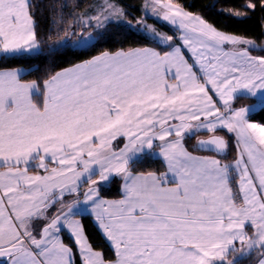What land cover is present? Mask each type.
I'll list each match as a JSON object with an SVG mask.
<instances>
[{
	"label": "snow or ice",
	"instance_id": "snow-or-ice-1",
	"mask_svg": "<svg viewBox=\"0 0 264 264\" xmlns=\"http://www.w3.org/2000/svg\"><path fill=\"white\" fill-rule=\"evenodd\" d=\"M31 8V0H0V56L83 54L111 25L134 27L122 7L102 0L94 14L61 10L41 37ZM144 10L180 33L136 20L171 50H103L41 82L25 80L31 72L22 68L0 70V257L9 264H73L76 256L79 264H242L255 253L264 264V124L249 119L264 109V55L174 0H145ZM245 98L257 103L235 106ZM201 131L209 136L197 147L217 154L229 147L218 133L230 134L235 160L188 151L186 138ZM146 156L162 158L165 170L135 171ZM116 179L121 198H103L101 187ZM65 193L76 199L64 203ZM84 212L95 215L114 259L88 242L75 219Z\"/></svg>",
	"mask_w": 264,
	"mask_h": 264
},
{
	"label": "trees",
	"instance_id": "trees-1",
	"mask_svg": "<svg viewBox=\"0 0 264 264\" xmlns=\"http://www.w3.org/2000/svg\"><path fill=\"white\" fill-rule=\"evenodd\" d=\"M99 0H31L32 8L30 11L34 14V18L38 25V32L41 37H44L50 29L56 25L54 20H58V12L63 10V14H67L71 11L76 12H89L92 11L93 6L97 4ZM116 4L118 7H122L125 11L126 19L131 21L134 25L136 20H139L143 16L144 0H109ZM174 2L180 3L187 11L194 13L205 19L208 23L215 26L218 30L227 34L240 36L255 42L256 45L261 46L264 43V7L261 6L262 0H252L256 3L255 9H248L244 7L249 0H174ZM65 5L69 7L64 8ZM240 11L246 13V15L235 16L231 13ZM158 30L165 32L168 35H177V30L166 23H160L154 19H148ZM69 22H71L69 20ZM153 47L158 51H169L170 48L166 45H161L155 40L147 37L142 32L138 31L135 27L129 28L127 25H111L103 38L99 40L96 47L91 48L87 52L81 54V50L78 49H65L60 52L49 55L47 48H45V54L41 56H18V57H1L0 58V70L2 69H14L25 68L31 72L30 75H25V80H36L41 82L47 78V74L50 71H58L61 68L68 67L73 63L79 62L81 59L89 58L92 55L98 54L103 50L115 51L119 48H142ZM252 55L260 56L264 55V52L259 50L250 49ZM39 100V97H36ZM254 99H240L236 102V107H247L254 104ZM249 119L251 122L264 124V109L255 111L254 114H250ZM225 137L229 142L227 152L223 156H219L215 153L198 150L192 147L198 137L209 136L207 133H199L195 138L185 140V146L188 151L201 155L213 156L220 159L223 163H232L236 158L235 140L230 134L224 131L218 133ZM135 171H164L165 164L154 156H146L135 166ZM235 177V173H233ZM121 185L122 182L116 179L114 182H108L101 187V196L106 199H118L121 197ZM88 187L84 184L81 192L85 191ZM234 191L236 190L235 184H233ZM84 232L92 245L93 249L104 253L106 259H114L115 254L110 248L106 240L103 238L96 225L93 222L91 216L84 215L80 217ZM250 230L247 228V231ZM63 242L73 249L74 253H77L75 243L71 237L63 231L61 233ZM259 261V253H255L253 256L242 261V264H257ZM1 264H6L5 262ZM74 264H79V257H74Z\"/></svg>",
	"mask_w": 264,
	"mask_h": 264
},
{
	"label": "crops",
	"instance_id": "crops-1",
	"mask_svg": "<svg viewBox=\"0 0 264 264\" xmlns=\"http://www.w3.org/2000/svg\"><path fill=\"white\" fill-rule=\"evenodd\" d=\"M164 23H166V24H168L167 22H165L164 21ZM168 25H170V24H168ZM171 27H173V28H175L174 26H172V25H170ZM156 28V27H155ZM157 29V28H156ZM176 29V28H175ZM158 31H160V30H158ZM161 33H163L164 35H168V34H166L165 32H162V31H160ZM180 33L177 31V35H179ZM147 48H153V47H147ZM157 50V49H156ZM171 50V49H170ZM158 51V50H157ZM1 57H3V56H0V58ZM189 62L191 63L192 61L191 60H189ZM22 69H25V68H22ZM2 70H5V71H7V70H12V69H2ZM25 70H27V69H25ZM27 71H29V70H27ZM170 82H174V81H171L170 80ZM214 99H216V97H214ZM257 102V101H256ZM217 106L219 107L220 106V103L218 102L217 103ZM248 107H251V106H248ZM223 110V109H222ZM200 133H206V132H203V131H201ZM113 146L114 147H117V146H122V143H121V140H117V141H114L113 142ZM157 151H158V149H157ZM193 155H195V156H208V157H213V156H209V155H201V154H196V153H192ZM155 158H159V159H161L162 160V158H160V157H156V156H154ZM215 158V157H214ZM217 159V158H216ZM163 161V160H162ZM36 163H38V162H36ZM46 163H47V161H46ZM223 163V162H222ZM52 166H54V165H49V167H52ZM3 169H0V171H2ZM30 174H39V175H44L45 174V172H44V170L43 169H39V168H30ZM121 189H122V185H121ZM82 190V188L80 189V191ZM87 190V188L85 189V191ZM121 193H122V191H121ZM81 199H83V197L81 196L80 197ZM121 198V197H120ZM74 199H76V197L75 196H73V195H68L67 193H65V196H64V203H67V202H71V201H73ZM106 199V198H105ZM119 199V198H118ZM109 200H112V199H109ZM63 206V203H57L56 204V206H55V209H53L52 210V213L53 214H55V211H56V209H60L61 207ZM84 215H88V216H91V218L93 219V222H94V224L96 225V227H97V229L99 230V232L101 233V235L103 236V238L106 240V242L108 243V245L110 246V248L113 250V252H114V249L111 247V245H110V242L106 239V236H105V234H104V232H103V230H102V228L99 226V222L95 219V215L93 214V213H90V212H84V213H82L81 215H79V216H76L75 217V219H78V220H80V222H81V219H80V217L81 216H84ZM81 224H82V222H81ZM83 226V225H82ZM84 229V228H83ZM246 231H247V228H246ZM251 229L250 230H248V232H249V234H251ZM65 232L68 234V231L67 230H65ZM85 233V232H84ZM69 235V234H68ZM86 235V234H85ZM70 236V235H69ZM62 237V236H61ZM71 237V239L73 240V237L72 236H70ZM87 237V236H86ZM88 239V238H87ZM74 241V240H73ZM88 242H89V240H88ZM90 243V242H89ZM75 248H76V251L78 250V246L75 244ZM0 262H5L6 264H9V261H8V258L7 257H0ZM73 264H74V259H73ZM258 264V263H257Z\"/></svg>",
	"mask_w": 264,
	"mask_h": 264
},
{
	"label": "rangeland",
	"instance_id": "rangeland-1",
	"mask_svg": "<svg viewBox=\"0 0 264 264\" xmlns=\"http://www.w3.org/2000/svg\"><path fill=\"white\" fill-rule=\"evenodd\" d=\"M110 2V1H109ZM100 3H102V0H99L98 2H97V4L96 5H98V4H100ZM112 3V2H111ZM144 4H145V0H144ZM120 7V6H119ZM88 13H91V14H94L92 11H89ZM148 19H154V20H156V21H158V22H160V23H164V21L163 20H157L156 18H154V17H152V16H148V15H146V13H145V10H144V5H143V16L139 19V20H143L147 25H151L152 27H154L155 28V26L152 24V23H150L149 21H148ZM134 27L136 28V29H138V31H140V32H142L143 34H145L147 37H149V38H151V39H153V40H155L153 37H152V35H151V33H149L148 31H147V29H145V28H143V26L142 25H136V23L134 24ZM156 29V28H155ZM157 31H158V29H156ZM159 33H161L160 31H158ZM162 35H164L163 33H161ZM161 45H163V44H161ZM258 46V45H257ZM259 49H264V43L261 45V46H258V48H257V50H259ZM255 103H257V102H255ZM254 103V104H255ZM253 105V104H252ZM252 105H250V106H252ZM248 107V106H247ZM208 134V133H207ZM204 137V136H203ZM200 139H203L202 137H198L197 138V140H196V142L194 143V144H192V147H194V148H197V143H198V140H200ZM235 144H236V142H235ZM236 147V146H235ZM236 152H237V148H236ZM236 156H237V153H236ZM107 184V183H106Z\"/></svg>",
	"mask_w": 264,
	"mask_h": 264
},
{
	"label": "water",
	"instance_id": "water-1",
	"mask_svg": "<svg viewBox=\"0 0 264 264\" xmlns=\"http://www.w3.org/2000/svg\"><path fill=\"white\" fill-rule=\"evenodd\" d=\"M207 138H208V137H207ZM203 139H206V138H203ZM197 149H198V150H201V151H206V152L215 153V152H213V151H208V150H206V149H203V150H202V149H199L198 147H197ZM226 152H227V151H226ZM226 152H225V153H226ZM225 153H223V154H217V153H215V154H217V155H219V156H223V155H225ZM1 263H3V262H0V264H1Z\"/></svg>",
	"mask_w": 264,
	"mask_h": 264
}]
</instances>
